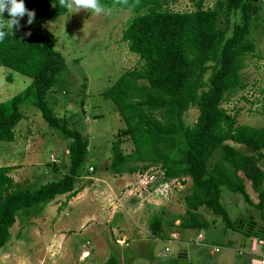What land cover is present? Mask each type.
<instances>
[{
    "label": "trees",
    "instance_id": "16d2710c",
    "mask_svg": "<svg viewBox=\"0 0 264 264\" xmlns=\"http://www.w3.org/2000/svg\"><path fill=\"white\" fill-rule=\"evenodd\" d=\"M3 1L21 3L18 15L27 17L34 29H18L0 10V65L30 79L19 93L0 102V142L13 141L14 127L23 118L19 107L33 106L47 127L66 140L68 166L59 179L34 186L14 182L11 167L0 166V248L17 219L36 217L56 196L69 199L81 190L77 180L85 172L87 153V140L77 123L57 116L46 100L66 65L53 47V35L41 24L65 14L68 1ZM87 1L91 11L116 7L132 14L121 40L140 63L100 93L113 103L124 124L109 144L107 170L115 175L157 170L162 172L161 182L183 183L188 178L184 212L166 221L172 225L178 220L181 229L207 226L199 207L234 227L219 201L221 186L263 213L264 172L257 160L264 156V128L237 123L221 106L226 94L244 86L239 74L245 56L255 50L250 31L256 25L252 21L258 20V0H214L210 8L196 0L193 10L183 12L167 8L172 0ZM78 102L83 106L81 98ZM190 107H196L197 114L187 125L183 115ZM260 112L264 115V96ZM124 143L131 145L128 151ZM246 182L255 201L246 192ZM162 214L149 219L154 236L160 233ZM115 256L109 255L104 264H116Z\"/></svg>",
    "mask_w": 264,
    "mask_h": 264
},
{
    "label": "rangeland",
    "instance_id": "374dc122",
    "mask_svg": "<svg viewBox=\"0 0 264 264\" xmlns=\"http://www.w3.org/2000/svg\"><path fill=\"white\" fill-rule=\"evenodd\" d=\"M67 1L68 8L65 14L41 24L43 29L53 35V47L61 53L66 65L65 72L53 91L48 92L46 100L57 116L73 120L86 137L85 172L77 180V186H82L81 190H83L86 186L89 187L92 177L102 175L111 177L112 173L107 170L110 160L109 144L115 132L124 126L113 103L103 98L100 93L122 72L137 67L140 63L137 56L129 52L126 43L121 40L122 30L132 16L129 11L116 7L91 11L87 0ZM195 1L172 0L167 3V8L172 11H191L194 9ZM213 2L214 0H202L201 6L210 8ZM257 5L258 20L252 21V24L256 22V25L250 31L255 50L245 56V66L239 74L244 86L226 94L221 106L235 116L237 123L264 128V115L260 112V103L264 96V0H258ZM21 8H23L21 3L7 4L0 0V10L13 21L14 26L31 31L34 27L28 18L18 15ZM29 80L28 77L0 65V102L7 101L14 94L19 93ZM81 83H85L84 92L80 90ZM80 98L83 106L78 102ZM19 111L23 118L14 127L15 147L0 142V165L15 164L12 167L16 170L12 173L9 171V176L14 182L29 186L59 179L68 166V157L65 153L66 140L58 137L54 130L47 127L40 112L33 106L22 105ZM196 114V107L188 108L183 115L185 124L191 125ZM130 146L129 143L123 144L125 151H128ZM235 146L244 153L255 155L241 145ZM50 155L55 163L50 161ZM257 165L264 172V156L257 160ZM88 166H91L92 172L86 170ZM16 167L19 169L17 170ZM135 182L136 179L133 185L129 184L117 191L120 196V193H125L128 187L134 186L137 192L132 195L125 193L128 195L127 200L131 196H138V193L140 196L149 197L142 203L141 216L138 220L128 210L121 215V224L127 233L134 236L140 231L125 248L127 259L123 264H247L246 261L243 262V252L246 249L238 241L237 234H243L242 230L248 224L252 227L254 225L256 231L264 227V212L261 213L245 203L240 194L232 193L224 186L220 187L219 201L225 208L229 220L233 222V228L226 227L220 217L201 207L207 226L201 229H181L178 226L171 227L173 225H168L166 221L172 213L178 215L183 213L185 209L183 197L188 193L189 179L187 185L182 187L173 181L164 188L161 195L151 191L152 187H146L148 183L137 187ZM155 182H161L158 173L153 183ZM245 189L255 201L248 182ZM262 189L264 190V179ZM66 200L65 195L57 200L60 203L58 205L61 207L60 211L66 213V215H57L62 219H67L68 215L72 214V207L68 204L63 205ZM160 212L166 213L167 216L165 222L161 219L159 235L154 236L149 231L148 222L153 215H158ZM25 221L17 219L10 229L9 239L0 248V264H103L107 256L117 255L112 251L117 247L114 239L119 237L113 232V222H101L98 225L99 237L106 251L104 254L100 252L96 255L92 251L94 246L92 234L84 230L82 233L85 235L71 237L66 241L64 248L50 250L46 248L47 239L40 233L28 234L31 229L23 225ZM173 223L177 224L178 220H174ZM48 225L47 222L42 227L46 228ZM22 226L26 231L22 230ZM256 231L251 233L252 238L261 237L257 236ZM197 232L202 234L201 239L196 240ZM214 248L217 251H214ZM82 249H86L89 255L88 252L80 253ZM261 252L264 254V246ZM82 256L85 257L80 259L79 257ZM115 258L117 259L116 256ZM116 264H119L118 260Z\"/></svg>",
    "mask_w": 264,
    "mask_h": 264
},
{
    "label": "crops",
    "instance_id": "0c3cea01",
    "mask_svg": "<svg viewBox=\"0 0 264 264\" xmlns=\"http://www.w3.org/2000/svg\"><path fill=\"white\" fill-rule=\"evenodd\" d=\"M6 144H10L11 147H15L14 145L16 144L15 129H14L13 141L6 142ZM13 165L15 164L12 163L9 165L5 164L4 166L12 167ZM16 165H18V163H16ZM90 167L91 166L86 167V170L88 171L89 169L91 170ZM16 168L17 170L19 169V167ZM13 170L16 169L13 167L10 168V173H12ZM136 178H137V174H123V175L112 174L111 177L103 176V175L92 177L91 181L89 182V187L86 186L85 188H83V190H80L75 196L67 199L64 202L63 205L68 204L69 207H72L71 209L72 214H69L68 215L69 217L67 219H62L59 216H57L58 214L66 215L65 212L60 211L61 207H58L60 203L59 201H57L59 198H62L63 195H58L52 201H50V203H48L49 205L46 204V207L43 208L42 212L38 215V217L29 218L28 220L23 222V225L25 226L27 225L29 226L28 229H31V231L28 232V234L30 233L32 234L33 232L36 235L37 234L39 235L40 233L41 236L45 237V239H47L46 248L50 250L51 249L57 250L58 248L61 247L64 248L66 241L71 237H77L78 235H85L84 233H82V231L84 230V232H87L88 234H92L91 237L93 238V245H94L92 251H94V253L98 255L100 252L104 254V252L106 251V249L103 248V243L101 242L100 239L101 237H99L100 231L98 225L101 222L103 223L113 222L114 225L113 232L117 233L119 237H116L114 239V244H116L117 247L112 251H115L119 256L118 258L119 264H123V261L127 259L125 248L130 245V241L134 240L136 234H139L140 231H137L134 236H131L129 233H127L126 229L123 228L121 224V215L123 212H126L128 210L132 212L138 220V218L141 216L142 203L144 200H148L149 197L146 195L140 196V194L138 193V196L136 195L135 197L131 196V198L127 200L126 197L128 196L127 194L120 193V196H118L117 191L119 190V188L132 184ZM173 181L176 182L179 187H182L187 185L188 178H185L183 183H181L180 180L179 181L173 180ZM173 181L170 180L171 183ZM159 183L161 182L158 183L155 182L146 187H152L151 191L155 193L157 191L163 190L162 185L160 187L158 186ZM163 183H167V182L163 181ZM200 208L201 207L197 209V212H199L202 215V211ZM163 214L161 218L165 222L167 214L166 213ZM173 214L174 213H172V215ZM202 216L204 218V215ZM47 222L49 223L48 227L43 228L42 226L44 225V223ZM172 225L173 226L171 227H176L178 223L177 224L173 223ZM23 227L24 226H22V230L26 231L23 229ZM254 231H256L254 225L252 227L248 224V226L244 230H242L243 234L241 233L237 234L238 241L243 246V248L246 249L245 252H243L244 254L243 262L246 261L247 264H252L251 262L252 259H258V256L254 254L253 245L250 243L251 239H255L252 238L253 236L251 234L254 233ZM256 232L258 233L257 236L260 235L261 238L264 239V227H260ZM175 236L176 235H174V237ZM195 238L196 240L201 239L202 234L200 232H197ZM86 252H88L86 249H82L80 251V253H86ZM87 255H89V252L87 253ZM85 256L79 258L81 259ZM107 258L108 256L106 257V259Z\"/></svg>",
    "mask_w": 264,
    "mask_h": 264
},
{
    "label": "built area",
    "instance_id": "2783aa9c",
    "mask_svg": "<svg viewBox=\"0 0 264 264\" xmlns=\"http://www.w3.org/2000/svg\"><path fill=\"white\" fill-rule=\"evenodd\" d=\"M49 158H50L51 162L55 163V160L52 158L51 155L49 156ZM89 171H90V169H89ZM156 172L159 174V177H160V180H161L162 179V172L161 171H157V170H151L149 172L138 173L135 185L137 187H139V186H143V184L145 185L147 183L149 185L153 184V181L156 178V174H157ZM166 182L167 183L161 182V183L158 184V186L160 187L162 185L163 190H164V188L167 187L168 184L171 183L170 180L166 181ZM136 190L137 189L134 186H130V187H128V189H126L125 193H128V194L132 195V194H135ZM163 190H160V191H157V192L161 195V194H163L162 193ZM255 240H256V244L258 246V249H257V251L254 254L258 256L259 264H264V254L261 252L262 251V246L264 245V241L261 238H258V239H255ZM164 250L166 251L167 249L165 248ZM213 250L217 251L216 248H214Z\"/></svg>",
    "mask_w": 264,
    "mask_h": 264
},
{
    "label": "water",
    "instance_id": "95a60500",
    "mask_svg": "<svg viewBox=\"0 0 264 264\" xmlns=\"http://www.w3.org/2000/svg\"><path fill=\"white\" fill-rule=\"evenodd\" d=\"M250 243L253 245V251H254V253L257 251V249H258V246H257V244H256V240L255 239H251L250 240ZM252 264H259V260L258 259H252Z\"/></svg>",
    "mask_w": 264,
    "mask_h": 264
}]
</instances>
